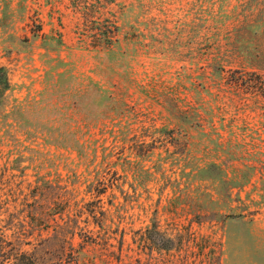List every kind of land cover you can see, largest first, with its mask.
Instances as JSON below:
<instances>
[{
  "label": "rangeland",
  "instance_id": "rangeland-1",
  "mask_svg": "<svg viewBox=\"0 0 264 264\" xmlns=\"http://www.w3.org/2000/svg\"><path fill=\"white\" fill-rule=\"evenodd\" d=\"M0 237L264 264V0H0Z\"/></svg>",
  "mask_w": 264,
  "mask_h": 264
},
{
  "label": "trees",
  "instance_id": "trees-1",
  "mask_svg": "<svg viewBox=\"0 0 264 264\" xmlns=\"http://www.w3.org/2000/svg\"><path fill=\"white\" fill-rule=\"evenodd\" d=\"M7 245L8 242L3 240V237H0V264H37L31 255L22 252L12 253V249H6Z\"/></svg>",
  "mask_w": 264,
  "mask_h": 264
}]
</instances>
